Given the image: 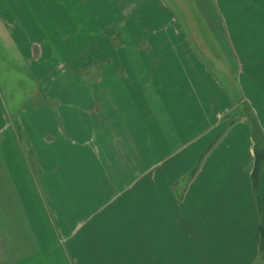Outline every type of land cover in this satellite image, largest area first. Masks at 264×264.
I'll return each instance as SVG.
<instances>
[{"label":"crops","instance_id":"0c3cea01","mask_svg":"<svg viewBox=\"0 0 264 264\" xmlns=\"http://www.w3.org/2000/svg\"><path fill=\"white\" fill-rule=\"evenodd\" d=\"M2 1L9 9L7 1ZM195 1L204 14L202 1ZM153 2L155 15L151 14ZM34 4L38 31L48 32L42 31L48 20L51 33L49 40L40 38L42 34L38 43L49 52L54 50L57 56L64 55L62 63L76 65L75 69L88 62L115 65L114 70L97 72L96 122L100 128L109 129L112 124L113 131L109 132L113 136L112 157L119 161V168H100L101 158L97 156L88 164L87 154L95 155L91 140L76 137L80 134L79 127L91 122L88 115L92 111L83 108L88 102L80 109L72 100H61L59 88L50 99L51 107L26 105L17 109L14 118L23 132L19 144L25 145V152L18 144L12 151H6L8 146L4 144L0 146V264H39L43 255L56 257L60 264H107V255L110 264H126L122 240L127 241L126 247H133L134 240L136 248L140 246L138 241L142 242L145 264L257 263L260 234L257 200L264 197V169L255 187L251 178L254 162L251 129L246 120L230 117L233 107L227 91L218 82L213 83L214 94L205 91L201 77L208 76L212 81L210 73L203 72L199 59L189 54L190 47L175 27L176 19L169 14L172 7L163 0H34ZM28 11L31 16L32 10ZM211 15L216 27L205 18L213 29L216 46L225 48L228 60L227 41L213 6ZM3 16L0 8V24L7 29L9 23ZM229 45L233 47V43ZM32 47L25 45V55H21L25 61L34 58ZM165 47L169 55L159 56ZM176 71L182 74L177 76ZM69 77L74 78V74ZM80 79L83 83L84 78ZM160 81H165L168 87L159 90ZM71 82L68 80L65 87L73 88L69 86ZM240 89L253 108L246 92L241 86ZM37 92L41 94L40 89ZM94 93L86 89L80 95L85 99ZM168 95L172 97L166 99ZM168 106L180 111L184 124L179 116L164 115ZM257 107L258 110H253L258 126L264 131V120L259 114L264 115V102L259 101ZM184 108L192 112L188 121L182 114ZM82 116L85 120L80 121ZM174 121L180 123L179 129ZM48 123L50 130L46 129ZM61 127H66L65 133L60 131ZM81 147L84 151L78 152ZM76 153L88 161L78 172L72 166ZM95 158L99 159L97 170L91 168V173ZM59 159L68 169L61 172L60 180L58 170L51 166L52 161ZM26 160L31 175L27 174ZM129 160L145 161L146 168L139 171ZM182 180L184 183H179ZM92 181L99 184L93 187ZM42 186L47 192L64 190L70 197L74 193L84 195L85 202H76L71 197L77 209L71 218L64 220L72 223L73 229L63 233L64 236L60 232L68 246L65 251L58 247L59 241L42 243L40 232L33 228L27 232L23 227L31 220L27 211L34 216L26 209V199L36 210V193L42 192ZM11 192L17 198L12 209ZM26 192L34 193L36 198L30 199ZM90 194L100 200L87 211ZM133 197L130 207L136 209L135 215L140 212L141 216H131L132 212L125 208L124 200ZM37 221L40 223L39 217ZM81 232L83 242L79 243ZM27 240L32 247L28 256ZM11 245L15 250H10Z\"/></svg>","mask_w":264,"mask_h":264},{"label":"rangeland","instance_id":"374dc122","mask_svg":"<svg viewBox=\"0 0 264 264\" xmlns=\"http://www.w3.org/2000/svg\"><path fill=\"white\" fill-rule=\"evenodd\" d=\"M6 1L7 4H9V9L5 8V6L2 5L4 1L0 0V8L5 15L3 17L9 23V27H7V29L0 24V146L4 144V146H8L5 148L6 151H12L13 146H17L18 144V146H21L25 152V145H21V143L19 144V141H22L20 137L23 136V132L22 129L15 123L14 116L16 110L26 105H34L36 107L42 105V107H51L53 105L50 104L51 100H53L52 98L56 96L58 89L62 88V93L60 94L59 99L72 100L79 108L82 107V104H86L88 102L89 105L83 106V108L87 110L90 109L92 111V113L88 115L91 121L88 123L90 124L80 126V134L76 136L80 139L82 137H89L91 140L95 155L91 152L90 154H87L90 155V158H88L90 163L88 164H92L94 156H97L101 158L99 164L100 168H119V161H117V159H113L114 157H112V152H114V150L112 151L111 146L113 136L109 135V132L112 133L113 131L112 124L108 129L104 127L100 128L98 126V122H96L98 119V104L96 96L97 72L98 70H114L113 66L115 65L112 64L111 66L104 61L99 65L93 64V62H88L85 63L84 67L79 64L80 68L75 69L76 65L72 66L70 64L62 63V60L65 59L64 55H62V57L57 56L54 50L49 52L50 49L48 50L45 46H40L38 43L40 42L39 37L42 34L43 35L40 38H48L49 40L51 33L49 32L50 26L48 24V20L47 25H44V29L42 30L48 31L45 34L44 32L41 33V31H38V25L34 24V0ZM201 1L203 4V7L201 4V9L204 11V14L200 11V8H198L199 4L195 0H163L168 7L169 5L172 7L173 12H169V14H171L172 17H175L177 21L175 27H177L180 31V38L185 39L187 47H190L189 54L199 59L203 65V72L210 73L212 81L208 79V76H206L207 78L201 77L203 79V84L206 87L205 91H210V93L214 94L216 87L213 83L214 81L218 82L219 86L224 87L227 91L226 95L228 102L233 107L232 114H229L230 117L234 116V120H246L249 124L256 123L259 125L254 110H258L257 104L259 101L261 103L264 102V0H212L211 3L208 0ZM153 3L154 4H151V6H153L151 14L155 15V2ZM210 4H212V6L217 10L219 15V25H221V29H223V33L225 35V40L227 41L226 48L228 50V60L226 58L225 48H218L216 46V39L213 37V29L210 23H212L214 27H216V25L214 23L213 16L211 15L212 6ZM29 9L32 10L31 16L26 13L29 12ZM40 12L41 10L38 9L37 16L38 19L41 20ZM205 16L208 18L210 23H208ZM42 18H46L45 15ZM43 41L44 39L42 42ZM229 43H233V47H230ZM24 44H28L29 46L33 45L32 54L35 58H33L34 60L29 57L28 60L25 61L23 59L24 57H21V55H25ZM161 55H169V49L165 47L161 52H159V56ZM205 57H211V60L209 61ZM72 74H74V78L70 79L69 75ZM181 74L182 73H177V71L175 72V75L177 76H180ZM44 75L45 77L43 78ZM78 77L84 78L83 83L80 78L78 79ZM37 78L40 80L42 79V81L39 82L35 80ZM68 80L73 81L69 84V86H73L71 89L65 87ZM172 81L173 80H170V82ZM159 83L162 85L159 90H163L168 87H165V84H167L165 81H160ZM240 86L246 92V96L253 103L254 110L250 106L249 100L242 95ZM38 89H40L41 94L37 92ZM86 89L90 91L94 90L95 93L94 95H90L89 97L86 96L85 99H82L80 92H85ZM171 97L172 95H168L166 99ZM53 102L55 103V101ZM188 102L189 101L187 100V103ZM183 104H186V101ZM185 108L182 114L185 115V119L188 121L192 116V112L188 109L185 110ZM163 112L168 118L171 116H179L181 120L180 122L184 124L185 120H183L184 118L180 115V111L173 110L172 106H168ZM259 114H261L262 120H264V115L261 112ZM83 119L85 120V116H82L80 121ZM49 123L46 125L47 130H50ZM79 124L81 125V122ZM174 124L179 129L180 123L174 121ZM65 128L61 127L60 131L65 133ZM257 128L260 131V134L264 137L263 129L259 126H257ZM6 136H8V145L5 143ZM13 142L16 143L13 144ZM82 151H84V148L81 147V150H78V152ZM79 155L78 153L74 154L75 160H73L72 165L76 172L82 169L84 162H88L86 159L83 161L82 159L84 158H81V154ZM87 155H85V157ZM76 156H79V159H77L78 157ZM98 161L99 159L95 160V164L90 166V171L91 168H94L96 172ZM130 162L132 166H136L139 171L140 169L142 170L143 168H146L145 161L131 160ZM151 162L155 167L156 161L153 160ZM43 166L45 169L48 167L45 162H43ZM51 166L53 169L58 170L56 171L58 180L62 177H60L61 172L68 170L64 161H60V159L56 162L52 161ZM28 168L29 165L27 162V174L29 173L31 175ZM83 170L85 171L86 168H83ZM91 173H93V171H91ZM44 176L47 175L45 174ZM186 178L188 179L189 176ZM0 180L2 181L1 177ZM92 180H94V177ZM183 180L179 183H184ZM144 181L142 183H144ZM81 184H83V182L79 184L80 187L82 186ZM96 184L98 185L99 182L92 181L91 183L93 187H95ZM47 186L52 187L51 185ZM20 194L22 197V193ZM36 194L38 198H36L34 193L26 192V195L29 196L30 199L33 197L36 198V210L33 209L31 201L28 203V200L26 199V209L34 216H31L27 211L31 220L28 222L27 218V223L24 224L23 227L27 232L31 231L30 228H33L36 232H40L44 238V240H41L42 243L55 244L59 241L60 246L58 245V247H62L63 250L68 248L67 244H65L66 240L63 237L65 234L63 233L70 232V229H73V225L72 223H65L64 220L71 218L77 209L76 204H72L71 197L76 202H85L84 195L82 193H74L70 197L69 193H66L64 190L60 193L47 192L45 191V188L43 189V186L42 192ZM10 196L12 209L13 203H17V198H15V193L13 192L10 193ZM88 197L91 203L88 205L87 211L90 206H93L95 203H98V200H100L97 196L94 197L92 194L88 195ZM134 199L135 197H133V199L126 198L124 200L127 201L125 208H128V213L132 212L131 216H141L140 212L135 215L136 209L130 207V201H134ZM55 216H57V218H55ZM38 217L40 218V223L37 221ZM10 221L11 224H14V220H12V218ZM60 232L63 236H61ZM79 234V243H82L83 233L81 232ZM132 236H134V234H132ZM124 241L125 240L121 241V248L126 249V255H121L125 257L127 261L126 264H145V249L143 248L144 246L141 245L142 242L138 241L140 246L136 248L137 240L131 241L133 247H126L127 241ZM9 242L10 244H13L12 240ZM26 243L27 246H25V250L28 256V250L30 248L32 249V247H29V244L31 246L29 240H27ZM123 243L125 245H123ZM10 250H15L12 245ZM78 250L81 251V249ZM216 258L218 260L219 257ZM48 261L51 262L50 264H60L58 259L56 260V257H48L46 255L40 257L38 263L49 264ZM106 262L107 264H110L111 262L109 261L108 255ZM255 264H264V261L263 259H259Z\"/></svg>","mask_w":264,"mask_h":264},{"label":"trees","instance_id":"16d2710c","mask_svg":"<svg viewBox=\"0 0 264 264\" xmlns=\"http://www.w3.org/2000/svg\"><path fill=\"white\" fill-rule=\"evenodd\" d=\"M256 123L249 124L251 129V137L254 142L253 146V170L251 178L253 185L257 186L259 182V176L264 169V137L260 134ZM257 211L259 217V244L258 254L259 259L264 261V197L257 200Z\"/></svg>","mask_w":264,"mask_h":264}]
</instances>
